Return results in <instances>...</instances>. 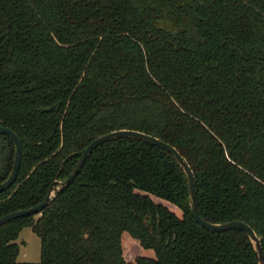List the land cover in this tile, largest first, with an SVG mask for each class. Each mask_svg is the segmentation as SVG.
<instances>
[{"label":"trees","instance_id":"trees-1","mask_svg":"<svg viewBox=\"0 0 264 264\" xmlns=\"http://www.w3.org/2000/svg\"><path fill=\"white\" fill-rule=\"evenodd\" d=\"M0 126L20 139L0 217L41 203L80 153L130 130L170 145L193 172L204 221H240L264 255V0H0ZM9 175L14 147L0 135ZM258 264L241 231L191 217L182 169L130 139L96 148L40 214L0 227V264ZM126 234L153 258L123 257Z\"/></svg>","mask_w":264,"mask_h":264},{"label":"water","instance_id":"water-1","mask_svg":"<svg viewBox=\"0 0 264 264\" xmlns=\"http://www.w3.org/2000/svg\"><path fill=\"white\" fill-rule=\"evenodd\" d=\"M0 135H4L8 137L14 147L13 163L9 175L7 176L6 180L0 184V194H1L2 192H5L8 189H10L16 180L17 173L20 167L22 146L19 137L10 129L0 126ZM117 139L135 140L141 143L148 144L150 146L157 147L167 152L175 160L177 165L182 169L186 177L187 186H188L189 210L191 217L194 219V221L201 228L205 229L208 232H213V233H223L228 231L243 232L249 239L250 243L254 248V251L256 252L258 264H264V255L262 252L260 239L257 237L254 231L248 225L240 221H232L223 224H211L201 219L198 212L197 193L195 188V179L193 172L190 169L187 162L185 161V159L180 156L178 151L173 147H171L170 145L158 140L157 138L130 130L111 132L92 141L85 149H83L80 153H78L79 158L72 172L65 180L60 181L58 180L57 176L55 177L54 181L51 183L50 187L48 188V191L41 203H39L38 205L32 208L12 212L0 217V227L20 218L35 216L40 214L60 193H62L75 180L77 175L80 173V170L83 167L84 163L96 148H98L99 146L105 143Z\"/></svg>","mask_w":264,"mask_h":264},{"label":"rangeland","instance_id":"rangeland-1","mask_svg":"<svg viewBox=\"0 0 264 264\" xmlns=\"http://www.w3.org/2000/svg\"><path fill=\"white\" fill-rule=\"evenodd\" d=\"M6 156L5 143L0 140V170L4 164ZM19 247L17 257L18 263H38L40 260V241L32 232L31 228H24L15 240ZM123 257L127 262H133L136 258H153V252L143 250L139 244L128 235L122 236Z\"/></svg>","mask_w":264,"mask_h":264},{"label":"crops","instance_id":"crops-1","mask_svg":"<svg viewBox=\"0 0 264 264\" xmlns=\"http://www.w3.org/2000/svg\"><path fill=\"white\" fill-rule=\"evenodd\" d=\"M150 251V250H149Z\"/></svg>","mask_w":264,"mask_h":264}]
</instances>
